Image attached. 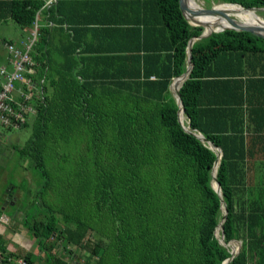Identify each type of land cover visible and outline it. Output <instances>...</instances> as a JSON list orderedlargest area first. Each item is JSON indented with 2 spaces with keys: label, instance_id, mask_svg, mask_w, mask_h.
Segmentation results:
<instances>
[{
  "label": "trees",
  "instance_id": "trees-1",
  "mask_svg": "<svg viewBox=\"0 0 264 264\" xmlns=\"http://www.w3.org/2000/svg\"><path fill=\"white\" fill-rule=\"evenodd\" d=\"M47 2L0 0V25H38L26 72L35 112L21 125L32 132L9 149L44 179L23 203L16 186L0 183V214L11 206L4 192L13 194L11 219L20 216L45 258L9 251L1 233L0 250L29 264H223L237 240L227 264H264V38L224 30L196 40L180 88L184 124L223 151V244L217 153L184 129L170 90L204 27L186 19L179 0ZM30 202L40 209L30 213Z\"/></svg>",
  "mask_w": 264,
  "mask_h": 264
},
{
  "label": "rangeland",
  "instance_id": "rangeland-1",
  "mask_svg": "<svg viewBox=\"0 0 264 264\" xmlns=\"http://www.w3.org/2000/svg\"><path fill=\"white\" fill-rule=\"evenodd\" d=\"M196 1L201 5V7H205V8H210L219 3H222L221 2L222 0H196ZM259 14L262 16V18H264V14L262 13ZM229 16L235 17L233 15H229ZM235 18L238 20L237 17ZM28 35L29 33L26 30V28H23L13 20H9V22L0 25V49L3 50L5 56L7 55L9 56L6 47H4V42L9 40H15V41L23 40ZM5 64H7L5 58H0V67ZM31 132H32L31 126L26 128H14L13 130L10 131H6V130L4 131L3 129H0V136H1L0 183L2 186L1 191H3V189L13 184L14 186H16V189L14 190L16 191L15 195L19 197L22 203L25 201L26 196L30 197L29 198L30 201H32L35 198V194L38 192L39 188L43 184L44 179L41 177L40 171L37 168L32 167L33 165L29 163V161L24 163V161L20 159L18 155H16L14 152L12 153L11 151L12 148L9 149V144L11 142H15V143L18 142V144L24 145L31 136ZM21 174L22 175L25 174L24 176L27 177L29 181H32L33 180L32 177H34V181L32 183L31 182L28 183V181H26L25 178L21 177L22 176ZM19 186L22 187L21 190H17ZM29 190L31 191L29 192ZM4 193H6V191ZM0 198H1V192H0ZM31 203L32 202H30L29 212L33 213V211L39 208V206L35 207V205L33 204L31 205ZM6 204L7 202H4V205ZM14 207L15 204L10 206L9 209H7L6 212L4 213L5 215L10 216V219L13 217L12 214L14 211ZM1 217L2 216L0 214V226H2L3 228H5L6 226L10 229V231L7 232V236H6V239L9 237L8 238L9 251L15 252L16 254H21V256H23L28 250H31L36 254V257L40 256L41 260L45 258L44 252L41 253L39 252L37 248L36 240L30 238L29 235H23V233L26 232V230L21 229L22 227L19 221L20 216H17L18 219L17 220L14 219V221L11 219V222L8 221L5 222L1 219ZM231 246L234 250H238L239 243L232 241ZM74 251L77 253V258L79 256L78 259L81 261L83 259L82 249L80 250L74 247ZM35 264H44V262L37 260Z\"/></svg>",
  "mask_w": 264,
  "mask_h": 264
},
{
  "label": "built area",
  "instance_id": "built-area-1",
  "mask_svg": "<svg viewBox=\"0 0 264 264\" xmlns=\"http://www.w3.org/2000/svg\"><path fill=\"white\" fill-rule=\"evenodd\" d=\"M55 1L49 0L47 5ZM35 26L36 30L29 42H7L5 45L10 55L11 68L0 67V127L19 128L28 119L27 112H35L33 106L28 103L32 94L27 89H31L32 81L26 77V72L35 64L31 54L37 37V23ZM2 220L8 221L5 217ZM0 264L29 263L25 258L6 257L0 250Z\"/></svg>",
  "mask_w": 264,
  "mask_h": 264
},
{
  "label": "water",
  "instance_id": "water-1",
  "mask_svg": "<svg viewBox=\"0 0 264 264\" xmlns=\"http://www.w3.org/2000/svg\"><path fill=\"white\" fill-rule=\"evenodd\" d=\"M180 3V8L184 14V16L186 17V19L189 20V22L193 25H197V26H203L204 27V31L201 35L197 36V37H193L190 41H189V45H188V68L186 70L185 73H183L182 75L175 77L170 85V90L172 91L173 95L176 97L178 105H179V121L180 123L183 125L184 129L192 134H194L195 136H197L201 141L206 142L210 145V147L217 153V160L215 162V165L213 167L212 170V185L214 187V189L216 190V192L219 194L221 202H222V209L224 212V216L223 219L220 223L219 228L216 230V235L217 237H220V229H223V222L227 216L228 210L227 207L224 203V199H223V193H222V187L221 184L218 180L217 177V172H218V166L220 164L222 155H223V151L220 147L216 146L212 141L208 140L202 133L199 132H195L192 131L189 126H186L184 124V104H183V100L181 98L180 95V88L182 87L183 83L189 78L192 69H193V63H192V46L194 44V42L198 39L204 38V37H208L210 35H212L215 32H221L224 30H237V31H248L251 32L257 36L263 37L264 38V24L261 25H257V26H248L246 24L241 23L240 21H238L235 17H231L229 16L227 13L225 12H221L220 10L216 9L215 6H212L210 8H205V7H201L200 9H193L192 7L189 6L187 0H179ZM223 4H234V3H226L224 2ZM242 6V5H241ZM244 7V6H243ZM245 9H252L254 11H256L257 13L264 11V7H244ZM222 16H225L226 19L229 20L230 22V26L224 27L223 29L220 30H216L214 26L210 27L209 30H207V26L206 24L200 22V21H195V17L201 16V15H217L220 14ZM264 22V21H263ZM175 80H180L181 84L179 87L173 89L172 88V84ZM214 181L216 182V185L214 184ZM220 242L225 244V241L223 239V237L219 238ZM233 242H237L239 243L238 246V250H234L232 248V257L227 259L223 264H227L230 260H232L234 258V256H236L241 248V242L234 240Z\"/></svg>",
  "mask_w": 264,
  "mask_h": 264
},
{
  "label": "bare ground",
  "instance_id": "bare-ground-1",
  "mask_svg": "<svg viewBox=\"0 0 264 264\" xmlns=\"http://www.w3.org/2000/svg\"><path fill=\"white\" fill-rule=\"evenodd\" d=\"M188 4L190 7H192L193 9H200L201 5L196 1V0H187ZM237 2V1H236ZM250 6V5H249ZM247 7V6H246ZM215 8L220 10L221 12H225L228 15H233L235 17L238 18V21H240L243 24H246L248 26H257V25H261L264 24V18H262V16L257 13L256 11L252 10V9H245L243 6L239 5V4H223V3H219L217 5H215ZM165 19V18H164ZM163 19V20H164ZM195 21H200L204 24H206L207 26V30L210 29V27L214 26L216 30H220L223 29L224 27L230 26V22L229 20H227L225 18V16H222L221 13L217 14V15H201L198 17L194 18ZM38 21V20H37ZM163 27V26H162ZM164 33V32H163ZM240 33V32H239ZM242 34V33H240ZM163 35V34H162ZM167 35V34H166ZM243 35V34H242ZM166 37V36H165ZM253 38V37H250ZM40 40V39H39ZM243 40V39H242ZM18 43V42H17ZM19 44V43H18ZM114 51V49H113ZM239 52V51H238ZM255 53V52H254ZM250 58V57H249ZM253 61V60H252ZM243 63V62H242ZM251 62H249L250 64ZM262 69V68H261ZM255 70V69H254ZM259 78V77H258ZM235 79V78H234ZM181 83L180 80H175L172 84V88L175 89L178 87V85ZM253 98V97H252ZM252 102V101H251ZM39 106V105H38ZM234 110V109H233ZM225 114V113H224ZM185 118V116H184ZM21 128V126L19 127ZM16 149V148H15ZM8 154V153H7ZM17 161V160H16ZM219 168V167H218ZM34 172V171H33ZM27 173V172H26ZM25 175V174H24ZM23 175V176H24ZM33 175V174H32ZM60 176V175H59ZM55 177V176H54ZM53 178V177H52ZM52 180V179H51ZM55 180V179H54ZM57 180V179H56ZM17 184V183H16ZM15 184V185H16ZM214 184L216 185V182L214 181ZM32 185V184H31ZM48 187V186H47ZM39 188V187H38ZM35 190V189H34ZM39 192V191H38ZM42 196V195H41ZM44 198V197H43ZM42 199V198H41ZM44 201V200H43ZM50 202V201H49ZM48 202V203H49ZM69 203V202H68ZM70 204V203H69ZM48 206V205H47ZM47 208V207H46ZM50 208V207H49ZM48 208V209H49ZM228 208V207H227ZM68 209V208H67ZM53 211V210H52ZM64 214V213H63ZM37 215V214H36ZM38 217V216H37ZM42 218V217H41ZM78 218V216H77ZM40 219V218H39ZM38 219V220H39ZM53 219V218H52ZM42 220V219H41ZM51 220V219H50ZM34 221V219H33ZM80 221V220H79ZM11 222V220H10ZM32 222V221H31ZM36 222V221H35ZM34 223V222H33ZM54 223V222H53ZM80 223V222H79ZM50 224V223H49ZM68 224V223H67ZM17 225V224H16ZM45 226V225H43ZM225 227V226H224ZM33 228V227H32ZM36 228V227H35ZM34 228V229H35ZM42 228V227H41ZM62 229V228H61ZM66 231V229H65ZM10 234V233H9ZM35 234V233H34ZM57 238V237H56ZM58 239V238H57ZM13 241V240H12ZM62 242V241H61ZM60 242V243H61ZM65 245V244H64ZM77 245V244H76ZM86 245V244H85ZM78 247V246H77ZM232 247V246H231ZM4 248V247H3ZM36 248V247H35ZM77 249V248H76ZM242 252V251H241ZM13 254V253H12ZM35 254V253H34ZM244 254V253H243ZM240 256V255H239ZM238 256V257H239ZM245 256V255H243ZM18 257V256H17ZM237 257V258H238ZM16 258V257H15ZM236 258V259H237ZM44 259V258H43ZM243 259V258H241ZM244 261V260H243ZM236 262V261H235ZM238 262H240L238 260ZM237 262V264H238ZM245 263V262H244ZM243 263V264H244ZM54 264V263H53Z\"/></svg>",
  "mask_w": 264,
  "mask_h": 264
},
{
  "label": "crops",
  "instance_id": "crops-1",
  "mask_svg": "<svg viewBox=\"0 0 264 264\" xmlns=\"http://www.w3.org/2000/svg\"><path fill=\"white\" fill-rule=\"evenodd\" d=\"M47 1H49V0H47ZM43 17V15L41 16V18H40V22H41V20L43 19L42 18ZM9 22V21H8ZM26 30L28 31V33H29V35L25 38V39H23V40H19V41H15V40H9V41H13V42H15V43H19V44H22V43H27V42H29L30 40H31V38H33V32L36 30V26L31 30V29H29V28H26ZM8 41H6V42H4V47H6L5 45H6V43H7ZM17 43V44H18ZM10 56V55H9ZM8 55L7 56H5L4 55V52H3V50H1L0 49V58H5V61H6V63L7 64H5V65H2V66H7V67H9V68H11V64H10V57H9ZM11 190V189H10ZM9 190V191H10ZM5 195H6V199H5V202H7V204L6 205H13V204H15L14 203V201L16 200V199H12V196H13V194H12V196H11V193L10 194H8V192H6L5 193ZM3 215H5V214H3ZM5 217H6V219H8V222H10V216H7V215H5ZM4 224V223H3ZM5 224H7V223H5ZM22 227V226H21ZM22 230H25L23 227L21 228ZM10 231V229L8 228V227H6L5 226V228H3L2 226H0V233L2 234V236L4 237V239L6 240V242L8 243L9 242V240H8V238L6 239V236H7V232H9ZM23 235H28V233L27 232H24L23 233ZM9 236V235H8ZM24 237V236H23Z\"/></svg>",
  "mask_w": 264,
  "mask_h": 264
}]
</instances>
